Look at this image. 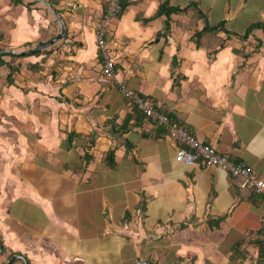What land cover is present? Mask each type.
I'll list each match as a JSON object with an SVG mask.
<instances>
[{"label": "crops", "instance_id": "crops-1", "mask_svg": "<svg viewBox=\"0 0 264 264\" xmlns=\"http://www.w3.org/2000/svg\"><path fill=\"white\" fill-rule=\"evenodd\" d=\"M163 1L124 0L111 20L117 78L264 179L263 30L222 46L223 31L192 37L198 11L242 33L264 20V0H167L190 6L168 17ZM17 2L0 0V51L25 55L0 53V264H264V195L223 168L176 161L164 127L98 81L106 0ZM51 8L65 32L44 48L60 46L56 63L34 71L45 55L24 52L60 33Z\"/></svg>", "mask_w": 264, "mask_h": 264}, {"label": "built area", "instance_id": "built-area-1", "mask_svg": "<svg viewBox=\"0 0 264 264\" xmlns=\"http://www.w3.org/2000/svg\"><path fill=\"white\" fill-rule=\"evenodd\" d=\"M123 0H106L105 8L98 18L95 29V43L101 56V70L98 81L115 85L131 107H135L146 118L164 127L166 135L176 144L174 158L185 164L199 163L202 167H220L238 179L240 188L264 195V179L257 176L248 165L234 162L212 145L198 140L195 135L178 123L169 114L162 112L153 98L130 88L116 76L115 61L109 50L107 33L111 20L122 9ZM261 241L264 243V208L260 219Z\"/></svg>", "mask_w": 264, "mask_h": 264}, {"label": "trees", "instance_id": "trees-1", "mask_svg": "<svg viewBox=\"0 0 264 264\" xmlns=\"http://www.w3.org/2000/svg\"><path fill=\"white\" fill-rule=\"evenodd\" d=\"M49 2L54 3V2H52V0H49ZM16 3H18L17 0H16ZM193 5H194V3H193ZM123 7H125L124 0L122 1V9L119 11V13L123 10ZM187 7H184V8L173 7V6H170L169 5V3H168L167 0H164L160 4V6L158 8L157 14H166L167 17H168L172 12L185 11ZM198 14L202 16V19L204 20V25L200 29L196 30L193 33L192 37L195 40L200 39L206 33H216L217 34V32L223 31L224 32V35H225V38H223V40L220 41V46H222L223 44H225L227 42V40H229V39L231 40L232 37L239 38L240 40L247 39L250 35H253V31L255 29H262L263 32H264V20L263 21H257V22L251 23L250 25H248L246 27V29L242 33H237V32H234V31L227 30L225 28L224 21H220V22H217L215 24H210L206 20V18L203 15V13H201L200 11H198ZM2 37H3V33L0 32V38H2ZM59 47L60 46H57V47H54L53 46L49 50H47V49H41V50H39L37 52H34L32 55L44 54L45 57L41 61H38V62H36L34 64H31L30 65L31 69L34 70V71L35 70H40L41 71L42 68H43V66H45V65L53 66L56 63L55 56L59 53V49H58ZM2 55H5V54H0V58H1ZM8 55L13 56V57H16V58H20V57L25 56L24 54H13V53H10ZM0 62H2V60H0ZM9 67H10L9 73L7 74V78L8 79H10L11 73H13L14 71L17 72L19 70V64L15 65L14 67L11 66V65H9ZM132 108L136 109L135 107H132ZM74 136H76L75 133H72V132H68L67 133V136H66V147H67V149H69L71 147L72 140H73V137ZM91 149H92V142H91V144H89L88 147H86V150H88V151H90ZM90 154L91 153L86 152V154L84 155L87 161L91 157ZM105 157H106L105 158L106 161L109 162L110 165H113V162H114L113 151L112 150L109 151L105 155ZM141 210H143V206H141Z\"/></svg>", "mask_w": 264, "mask_h": 264}, {"label": "water", "instance_id": "water-1", "mask_svg": "<svg viewBox=\"0 0 264 264\" xmlns=\"http://www.w3.org/2000/svg\"><path fill=\"white\" fill-rule=\"evenodd\" d=\"M51 9H52L54 15L56 16V18L59 21L60 33L56 37H54L52 40H49L47 42H41L38 45H36L35 47L29 49L28 51H26L24 53L32 54V53L37 52V51H39L41 49H44L45 47L53 44L55 40H58V38H60V37H62L64 35L65 24L62 21L61 17L58 15L57 11H55V9H53V8H51ZM0 53H17V52H15L13 50H1ZM17 54H19V53H17ZM20 54H22V53H20ZM1 248H2V245H1V242H0V251H1ZM15 258H20V259H22L24 261L25 264H30L29 261L24 256L18 255V254L10 256L9 259L4 264H9ZM135 264H151V263L149 261H147V260H142V261H138Z\"/></svg>", "mask_w": 264, "mask_h": 264}]
</instances>
